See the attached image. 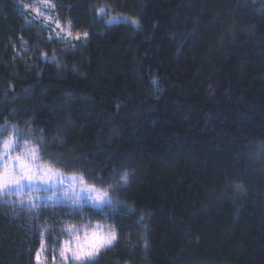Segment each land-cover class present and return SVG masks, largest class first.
Returning <instances> with one entry per match:
<instances>
[{"label":"trees","instance_id":"obj_1","mask_svg":"<svg viewBox=\"0 0 264 264\" xmlns=\"http://www.w3.org/2000/svg\"><path fill=\"white\" fill-rule=\"evenodd\" d=\"M57 6L71 44L0 0V130L42 135L45 161L114 185L119 242L95 264H264V0ZM39 209L0 203V264H35L36 229L57 220Z\"/></svg>","mask_w":264,"mask_h":264},{"label":"snow or ice","instance_id":"obj_2","mask_svg":"<svg viewBox=\"0 0 264 264\" xmlns=\"http://www.w3.org/2000/svg\"><path fill=\"white\" fill-rule=\"evenodd\" d=\"M38 11V10H37ZM39 14V12H38ZM107 15V12L101 10V16ZM119 18H112L108 21L109 24L117 22ZM58 23V22H57ZM133 23H135L133 21ZM71 37L72 33L69 30L67 33ZM88 34L84 33L86 37ZM75 39H80V34L77 33ZM47 59V57H44ZM56 57H52L55 62ZM152 83L155 85L156 80ZM8 130L7 125L3 130H0V136ZM14 135L0 139V203H8L5 197L13 194L15 189L16 194L24 192L25 187L31 191L38 192L39 185H52L56 191L47 197V200L52 201L54 197H59L54 206H64L71 209L70 214H76L82 211L86 206H90L98 212L104 213L107 218L105 209L117 211V202L114 201L111 191L114 190V185L109 183L106 186L89 184L83 175L72 174L66 176L55 165L60 161L47 160L42 149L45 147L43 136L39 138L28 136L21 143V137L26 134L12 126ZM42 131V130H41ZM54 139H59L54 136ZM34 141V143H30ZM15 153V155L13 154ZM129 183V174L125 172L119 178V186H124ZM65 184L68 186L65 188ZM237 187H240L239 185ZM39 196H29L27 200L19 201L21 206L32 208L39 207ZM16 202H13L15 204ZM131 211V209H129ZM143 217H141V220ZM68 236V239L60 245L59 255L61 264H71V261H78L79 264H95V261L104 251L111 250L119 242V232L115 224L107 225L100 222L92 223L91 221L84 225L83 229L74 225L67 224L62 230ZM83 231V235H81ZM147 246V240L144 241ZM44 249V241L41 242V250ZM39 260V255L37 256Z\"/></svg>","mask_w":264,"mask_h":264},{"label":"rangeland","instance_id":"obj_3","mask_svg":"<svg viewBox=\"0 0 264 264\" xmlns=\"http://www.w3.org/2000/svg\"><path fill=\"white\" fill-rule=\"evenodd\" d=\"M57 3L58 0H23V7L27 13V17L34 20H41L47 25L50 30V36L52 39H55L57 42L71 44L75 40H77L75 39L76 33H74L73 27L71 26L69 20L64 18L61 9L59 8V6H57ZM114 17L117 18L116 16H113L110 19ZM69 30L72 33L71 37L67 35ZM12 135L14 134L3 135L0 136V139H4ZM23 142L24 139H21V143ZM13 154L15 155V153ZM65 175L71 176L72 174ZM67 187L68 186L65 184V188ZM54 191H56V188L52 185L41 184L39 185L38 192L31 191L26 186L24 192L16 194L15 189H13V194L8 195L4 198L8 201V204H13V202H16L14 205L17 208L27 210L31 213V217H34L35 219L40 218L39 215L41 210L39 208L44 206L47 209H50L51 213L53 211L54 214L57 216L56 224L52 225L51 228L48 229V226L46 225L43 229H36V231H38L41 236V242L44 241V249L41 250L40 244L39 249L35 255V264H61V257L59 255L60 245L63 243V241L68 239V236L61 230L67 224H74L80 227L81 229H83L84 225H87L90 221L93 224L96 222H100L103 224L111 225V223H109L105 217L100 221L93 220L89 212L86 210L87 206L84 207L81 212L76 214H70L72 210L68 207L54 206L59 197H54L52 201L47 200V197L49 195H52ZM29 196L40 197L39 201H33V203H38L39 207L32 208L31 210H29L28 207L20 205L19 201L27 200ZM89 208L91 207L89 206ZM100 214L103 215L101 212ZM50 233L52 239L51 241L46 242L44 238L48 234L50 235ZM81 235H83V231H81ZM38 255L39 260L37 259ZM71 264H79V262L73 260L71 261Z\"/></svg>","mask_w":264,"mask_h":264}]
</instances>
